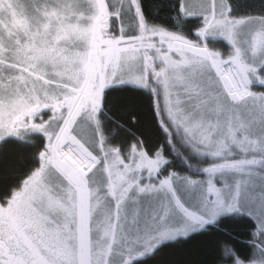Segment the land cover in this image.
I'll return each mask as SVG.
<instances>
[{
  "label": "snow or ice",
  "instance_id": "snow-or-ice-1",
  "mask_svg": "<svg viewBox=\"0 0 264 264\" xmlns=\"http://www.w3.org/2000/svg\"><path fill=\"white\" fill-rule=\"evenodd\" d=\"M0 264H264V0H0Z\"/></svg>",
  "mask_w": 264,
  "mask_h": 264
}]
</instances>
